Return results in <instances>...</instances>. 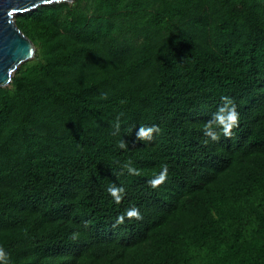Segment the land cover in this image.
Masks as SVG:
<instances>
[{"label": "trees", "instance_id": "obj_1", "mask_svg": "<svg viewBox=\"0 0 264 264\" xmlns=\"http://www.w3.org/2000/svg\"><path fill=\"white\" fill-rule=\"evenodd\" d=\"M15 18L36 54L0 87L8 264H264V0H75ZM224 97L238 123L212 140ZM131 207L142 218L118 223Z\"/></svg>", "mask_w": 264, "mask_h": 264}, {"label": "water", "instance_id": "obj_2", "mask_svg": "<svg viewBox=\"0 0 264 264\" xmlns=\"http://www.w3.org/2000/svg\"><path fill=\"white\" fill-rule=\"evenodd\" d=\"M75 0H0V87L10 85L20 66L34 58L36 47L18 27L16 15Z\"/></svg>", "mask_w": 264, "mask_h": 264}, {"label": "clouds", "instance_id": "obj_3", "mask_svg": "<svg viewBox=\"0 0 264 264\" xmlns=\"http://www.w3.org/2000/svg\"><path fill=\"white\" fill-rule=\"evenodd\" d=\"M223 104L217 110V113L214 114L212 121L206 124L204 128V135L209 137L212 140H217L219 138V129L220 132L225 136H230L232 128L235 127L238 123V112L236 111L235 104L228 97L223 98ZM115 128L117 131L120 129L119 117L115 123ZM159 127L156 125L151 126H141L136 130V139L139 141H151L153 139L154 133H159ZM120 149L127 148V143L125 140L121 139L118 143ZM124 168L127 170L128 174H138L137 169L134 168L131 162H128L124 165ZM162 172L154 179L149 181L152 187H157L159 184L163 183L166 179L167 165L162 166ZM125 189L121 186L115 184L109 185L107 192L115 199L116 202H119L122 198V194ZM125 218L141 219L139 209L136 207H131L125 211L120 217H118V223H123ZM76 234L73 233V238ZM0 264H8L7 253L3 248H0Z\"/></svg>", "mask_w": 264, "mask_h": 264}, {"label": "rangeland", "instance_id": "obj_4", "mask_svg": "<svg viewBox=\"0 0 264 264\" xmlns=\"http://www.w3.org/2000/svg\"><path fill=\"white\" fill-rule=\"evenodd\" d=\"M33 60H34V58H32V59H31V60H29V61H33ZM29 61H27V62H29ZM25 63H26V62H25ZM23 64H24V63H23ZM23 64H22V65H23ZM22 65H21V66H22ZM21 66H20V67H21Z\"/></svg>", "mask_w": 264, "mask_h": 264}]
</instances>
